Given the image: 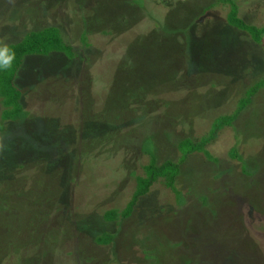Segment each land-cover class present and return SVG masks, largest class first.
Returning <instances> with one entry per match:
<instances>
[{
  "label": "rangeland",
  "instance_id": "374dc122",
  "mask_svg": "<svg viewBox=\"0 0 264 264\" xmlns=\"http://www.w3.org/2000/svg\"><path fill=\"white\" fill-rule=\"evenodd\" d=\"M232 1L264 27V0ZM228 12L217 0H0V48L54 28L73 49L19 70L29 117L0 134V264H264V48ZM211 134L212 160L179 168L183 207L156 183L130 220L104 224L151 157L177 162L181 143Z\"/></svg>",
  "mask_w": 264,
  "mask_h": 264
},
{
  "label": "trees",
  "instance_id": "16d2710c",
  "mask_svg": "<svg viewBox=\"0 0 264 264\" xmlns=\"http://www.w3.org/2000/svg\"><path fill=\"white\" fill-rule=\"evenodd\" d=\"M217 5H228L229 12L226 17V23L230 28L246 33L255 45L264 48V27L258 29L244 23L238 17L237 6L232 0H217ZM7 49L8 52L6 55L14 54V59L12 60V67L10 69L0 70V134L4 136H6L8 133L9 124L22 122L29 117V113L24 110V107L21 103L26 92L16 84L19 70L22 68L25 60L28 57L36 56L47 58L51 54H60L66 58H72L73 52L72 47L69 44L64 43L58 34V31L54 28H46L37 32H28L19 43L7 47ZM262 82L264 86V80ZM257 87L259 88V84H257L255 88L251 90V92H249L246 105L251 102L250 100L256 93ZM246 105H244V107ZM238 114L239 113H237L234 118H223L215 121V129L213 133H215L216 130L219 131V129L222 130L223 128H229L230 126L232 127ZM118 122H120V120ZM212 134L208 139H203L199 142H192L188 140L181 143L179 146L180 151L182 149L181 156L177 162L166 161L161 165H157L155 162L156 160L154 161L153 159L154 156L151 157L150 162L142 168L144 176L134 177L136 180V191L131 202L121 212L116 211L115 209L106 211L102 219L104 224H119L121 222L130 220L135 213L140 200L148 195L150 188L156 183H160L163 187H166V189L170 190L174 196L176 205L178 207H183V194L178 191L176 187V179L179 176V168L185 162L187 157L195 153H204L209 160H212L204 150L208 144L213 142L215 136ZM32 143L33 144L31 145L34 148L36 146V141ZM19 149L21 151L19 155L25 153L24 150H27L25 144H21ZM144 151V149L141 150V152L146 156L147 154H145ZM235 159H237L236 156H234L233 160ZM35 165L36 164H34V166ZM243 173L247 176L254 174L250 171H244ZM185 204L186 201L184 205ZM203 205H207V203H203ZM113 239L114 235L112 233L104 232V234L101 236L96 237V242L101 247H108L113 243ZM84 258L81 259L84 264L91 262H88V260Z\"/></svg>",
  "mask_w": 264,
  "mask_h": 264
},
{
  "label": "clouds",
  "instance_id": "9594fccd",
  "mask_svg": "<svg viewBox=\"0 0 264 264\" xmlns=\"http://www.w3.org/2000/svg\"><path fill=\"white\" fill-rule=\"evenodd\" d=\"M8 52L7 47L0 48V70H8L12 67V60L14 59L13 55H6ZM3 146L0 145V148Z\"/></svg>",
  "mask_w": 264,
  "mask_h": 264
}]
</instances>
